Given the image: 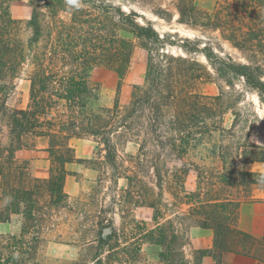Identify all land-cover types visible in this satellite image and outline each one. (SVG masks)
Returning a JSON list of instances; mask_svg holds the SVG:
<instances>
[{
  "label": "trees",
  "instance_id": "1",
  "mask_svg": "<svg viewBox=\"0 0 264 264\" xmlns=\"http://www.w3.org/2000/svg\"><path fill=\"white\" fill-rule=\"evenodd\" d=\"M155 1L76 0L73 4L69 0H29L31 14L26 25L30 35L24 39L9 0H0V116L6 122L0 132L5 140L0 141V222H10L13 215L23 217L20 235L0 234V264L39 263L43 221L52 210L65 207L64 182L70 174L66 165L81 160L75 155L73 139H90L100 145L118 174L126 168L117 162L119 145L137 144L143 155L150 143L156 153L148 162L160 179L161 167L166 166L160 156L168 149L185 154L208 144L203 140L212 137L213 129L207 120L220 116L228 101L218 81L217 94L195 90L197 83L219 79L232 87L230 79L235 78L264 102V0H215L211 12L197 9L190 0H179L176 5L179 23L217 31L240 52L242 61L219 55L208 43L199 48L189 38L183 42L195 46L176 42L160 34L144 13L127 6L152 4L151 13L169 22L170 12ZM136 45L147 53L143 84L133 85L125 98L119 85L113 105L102 106L101 88L91 79V70L105 67L121 80ZM171 47L185 54L201 53L211 69L193 58L174 55ZM22 72L29 81L28 102L23 108H10L6 101L15 91L14 79ZM39 140H46L42 150L50 159L46 178L32 176L29 161L16 157L19 150L35 149ZM214 147L227 149L225 145ZM237 149L241 167L222 158L218 180H200L198 189L189 195L196 226L213 232L211 246L194 249L193 262H189L180 253L186 243L181 236L173 249L166 245L165 226L157 224L147 231L164 247L159 257L165 264H200L206 256L214 264H226L233 255L264 264V232L255 236L238 227L240 200L227 192L234 186L251 185H261L264 191V172L245 167L264 162V151L248 143ZM125 177L130 183L133 180ZM30 230L32 235L27 237ZM115 235L111 224L101 228L92 264L122 263L137 257L113 246Z\"/></svg>",
  "mask_w": 264,
  "mask_h": 264
},
{
  "label": "rangeland",
  "instance_id": "2",
  "mask_svg": "<svg viewBox=\"0 0 264 264\" xmlns=\"http://www.w3.org/2000/svg\"><path fill=\"white\" fill-rule=\"evenodd\" d=\"M178 1H155V4H161L168 9L172 16L169 22L151 13L152 4L127 6L144 13L160 34L169 35L168 37L176 42L195 46L193 43L183 42L185 38H189L198 43L196 46L199 48L208 43L223 57L230 55L235 60H243L240 52L222 39L217 31L210 32L201 27L195 29L179 23L176 11ZM190 1L197 9L205 12H211L216 4L215 0ZM9 6L12 16L21 22L20 33L26 39L30 35V29L26 25L31 14L29 0H9ZM169 51L174 55L193 58L211 69L207 59L199 52L185 54L178 47H171ZM146 60V51L136 45L129 67L121 80L111 69L94 67L90 75L101 88L99 103L102 106H112L119 85L120 95L125 98L133 85L143 84ZM217 81L224 86L225 94L229 95V98L221 110L224 113L221 115L220 112V116L207 120L208 127L213 129L212 137H205L203 140L208 144L190 148L185 154L169 151L167 148L168 150L160 156L166 163V166L161 167L160 179H157L148 162L156 153L155 147L150 143L146 145V154L143 155L138 153L137 144L127 142L119 145L117 162L119 166L126 168L118 174L106 159L100 145L90 139L71 141L76 157L81 160L66 165L70 172L64 182L67 202L65 207L52 210L51 216H47L43 221L39 232L42 240L39 243L37 264H92L93 255L97 251V235L107 224H111L116 232L111 240L112 245L125 250L126 253L137 254L136 258L115 264H165L159 257L164 247L156 243V236L146 234L157 224L165 226L166 245L173 249L178 246L181 236L182 242L186 243L180 253L182 251L189 262H193L194 249L207 248L205 245L208 235L191 232L192 227L196 226V220L192 217L194 206H190L189 195L198 189L200 180H218L217 170L220 169L222 158L228 157V161H235L241 167L237 148L242 144L255 145L264 151V102L256 92L246 88L242 80L235 78L230 79L232 87H227L228 82L222 80L223 83L218 79L197 83L193 88L206 94H217ZM14 84L15 91L8 97L6 104L10 108H23L28 102L29 81L26 72L15 78ZM214 125L218 128H214ZM0 127V132L6 128L2 116ZM2 134L0 141L4 142ZM46 145V140H39L35 149L16 152L19 160L29 161L32 176H48L50 159L48 153L42 150ZM204 145H207L208 149H205ZM214 145H225L227 149ZM212 151H215V155ZM245 167L251 171L264 172V162H255ZM125 175L133 177L131 183ZM227 192L229 197L240 200L239 205L242 202L260 201L264 207V191L261 185L234 186ZM22 221V215L18 214L13 215L8 223L0 222V234L20 235ZM263 232L264 220L261 231L253 235L260 236ZM31 235L32 230L26 236ZM226 264L256 263L233 255L227 259Z\"/></svg>",
  "mask_w": 264,
  "mask_h": 264
},
{
  "label": "crops",
  "instance_id": "3",
  "mask_svg": "<svg viewBox=\"0 0 264 264\" xmlns=\"http://www.w3.org/2000/svg\"><path fill=\"white\" fill-rule=\"evenodd\" d=\"M251 165V164H250ZM264 220V207L263 203L260 201H253L252 203H240L238 207V227L248 233L256 234L261 231L262 223ZM191 232L205 233L208 235V241L205 247H209L212 244L213 232L210 229L200 228L198 226L192 227ZM236 256V255H235ZM245 259H250L242 256H236ZM255 262V260L250 259ZM214 264V261L211 257H204L200 264Z\"/></svg>",
  "mask_w": 264,
  "mask_h": 264
},
{
  "label": "clouds",
  "instance_id": "4",
  "mask_svg": "<svg viewBox=\"0 0 264 264\" xmlns=\"http://www.w3.org/2000/svg\"><path fill=\"white\" fill-rule=\"evenodd\" d=\"M69 3H73L75 4L76 3V0H69ZM78 6V5H77Z\"/></svg>",
  "mask_w": 264,
  "mask_h": 264
},
{
  "label": "water",
  "instance_id": "5",
  "mask_svg": "<svg viewBox=\"0 0 264 264\" xmlns=\"http://www.w3.org/2000/svg\"><path fill=\"white\" fill-rule=\"evenodd\" d=\"M107 230V229H106Z\"/></svg>",
  "mask_w": 264,
  "mask_h": 264
}]
</instances>
